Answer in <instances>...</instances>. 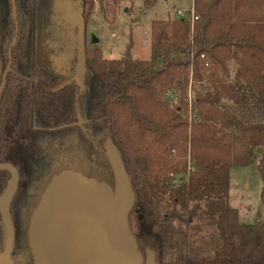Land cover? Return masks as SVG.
<instances>
[{
	"label": "trees",
	"instance_id": "trees-1",
	"mask_svg": "<svg viewBox=\"0 0 264 264\" xmlns=\"http://www.w3.org/2000/svg\"><path fill=\"white\" fill-rule=\"evenodd\" d=\"M53 1L14 0V19L11 0H0V83L10 61L0 164L17 170L16 246L35 186L66 159L106 168L98 154L109 135L139 188L130 214L142 252L150 246L157 264L169 253L170 264H264V223H238L228 198L230 169L250 165L254 153L264 175V0H192L193 23H151L145 61L108 60L93 45L83 91L72 80L74 59H57ZM80 1L86 21L96 0ZM141 1L146 10L157 0ZM172 90L180 94L170 106L163 94ZM9 177L0 170V197ZM195 220L214 231L210 256L192 255L175 225Z\"/></svg>",
	"mask_w": 264,
	"mask_h": 264
},
{
	"label": "water",
	"instance_id": "water-1",
	"mask_svg": "<svg viewBox=\"0 0 264 264\" xmlns=\"http://www.w3.org/2000/svg\"><path fill=\"white\" fill-rule=\"evenodd\" d=\"M15 19L14 0H11ZM68 27L65 58L76 52L73 82L84 90L82 75L85 71V21L83 8L75 7L71 0L55 4L56 20ZM16 41V36L13 44ZM90 43L98 40L92 36ZM10 58V54H9ZM57 59L61 61L58 56ZM72 60V59H71ZM10 61L0 83V94ZM80 124L84 122H79ZM106 148V147H105ZM107 150V149H106ZM112 175L118 185L113 191L109 185L90 181L82 176L63 173L53 177L43 192L32 215L31 242L35 264H155L150 257L143 262L127 227V219L134 205L130 183L124 165L113 152L106 151ZM0 170L8 171L7 165ZM12 178L0 197V215L5 228V252L9 257L13 247V226L9 206L15 194L18 176L12 169Z\"/></svg>",
	"mask_w": 264,
	"mask_h": 264
},
{
	"label": "rangeland",
	"instance_id": "rangeland-1",
	"mask_svg": "<svg viewBox=\"0 0 264 264\" xmlns=\"http://www.w3.org/2000/svg\"><path fill=\"white\" fill-rule=\"evenodd\" d=\"M192 0H157L155 4L144 9L141 0H96L89 15L85 21V50L92 48L90 43L91 37L94 36L98 43L97 49L101 52L102 58L108 60H117L129 56L132 59L148 60L150 57V25L153 21H176L180 18L191 20ZM179 13H182L179 16ZM190 92L188 91V94ZM178 90L166 91L163 94L170 100L169 105L173 106L179 96ZM190 96V94H189ZM190 109V108H189ZM191 113V112H190ZM199 123V118L195 119ZM107 124L104 126L106 127ZM109 136V135H108ZM107 136L105 137L104 147L106 151L113 152L115 155L120 154L118 149ZM99 163L107 165L104 172H100L99 167L94 161L77 160L69 164L68 159L63 160L60 167L56 168L49 178L42 182L41 187L36 191L37 196L28 209V222L32 224L31 219L34 214L40 198L46 187L49 185L53 177L60 176L63 173H71L87 178L90 181L103 182L107 181V185L117 191V179L112 175L111 162L103 153L98 154ZM121 159V158H120ZM260 156L254 153L252 163L246 167H232L229 173V205L237 211L238 223L253 224L255 222L264 223V175H261L258 165ZM98 168V169H97ZM125 174L130 183V190L133 194L134 201L137 198L138 185L134 179L131 168L124 166ZM106 177V178H105ZM105 183V182H103ZM168 209L167 207H164ZM185 233L188 243V250L192 255L197 257L210 256L213 254L216 240L214 231L207 227L204 223L195 220L189 225L175 223ZM127 227L136 245L137 253L145 262L150 257L155 264L156 258L151 247H147L142 252L136 241V231L132 215L129 214L127 219ZM0 231L3 235L4 229L0 222ZM172 253H169L162 264H170Z\"/></svg>",
	"mask_w": 264,
	"mask_h": 264
},
{
	"label": "flooded vegetation",
	"instance_id": "flooded-vegetation-1",
	"mask_svg": "<svg viewBox=\"0 0 264 264\" xmlns=\"http://www.w3.org/2000/svg\"><path fill=\"white\" fill-rule=\"evenodd\" d=\"M59 1H61V0H54L53 1V10L54 11H55V4H56V2H59ZM71 1L75 4L76 8L81 6V1L80 0H71ZM57 12H58V17H57V20H55V22L57 23L56 25L59 28L58 30H56V38L59 39V41H58L59 42V49L57 50L56 55L58 54V56L61 58L60 59L61 62L69 61L71 59H74L75 65H76V52L75 51L73 52L71 57H69V58L66 57L65 58V55L67 54V51H65V46H66V43L69 42V37L67 36L68 27L60 20V14H59L60 12L59 11H57ZM85 36H86V34H85ZM85 40H86V37H85ZM74 73H75V70H74ZM74 73H73V76H74ZM102 151H103V154L105 155L106 148L104 147ZM2 165H7V164H0V166H2ZM7 166H8V171L7 172H9V175H10V177H9V182H10L11 178H12V175H11V172L9 170L12 169L16 173H17V170H16L15 167H13L11 165H7ZM98 170L100 172H104L105 171L104 168H102V167H99ZM9 182H8V184H9ZM103 182H105V184H107V181H103ZM103 182H101V183H103ZM40 187H41V185L40 186H39V184L36 185L35 186L36 191ZM36 197L37 196H35L34 199ZM24 205L25 206L22 207L21 215H20L21 219L23 220V228H24V231H23L24 233H23V235L21 237L22 245L21 246H16L17 238H16L14 227H13V247H12L11 253L9 254L8 258H6L4 256L6 236H5V228H4V225L2 223V218H1V215H0V222H1V224L3 226V229H4V241L2 240L3 239L2 238L3 235H2V232L0 231V264H35V257H34L33 250H32L33 245H32V242H31V238L32 237H31V234H30V225L31 224L29 225V223H27L28 222V220H27V218H28V205H27V202ZM12 226H13V223H12ZM17 249H18V251H17Z\"/></svg>",
	"mask_w": 264,
	"mask_h": 264
},
{
	"label": "built area",
	"instance_id": "built-area-1",
	"mask_svg": "<svg viewBox=\"0 0 264 264\" xmlns=\"http://www.w3.org/2000/svg\"><path fill=\"white\" fill-rule=\"evenodd\" d=\"M182 15V13H179V16H181ZM194 20H197V18L196 17H194V14H193V9H192V7H191V23H193L194 22ZM196 119V117L194 116V113L193 112H191L190 113V115H189V121L191 122V121H196L195 120ZM196 124H197V122H195Z\"/></svg>",
	"mask_w": 264,
	"mask_h": 264
}]
</instances>
